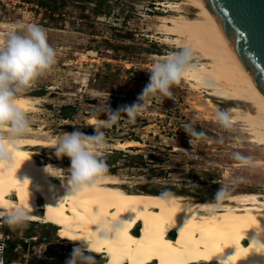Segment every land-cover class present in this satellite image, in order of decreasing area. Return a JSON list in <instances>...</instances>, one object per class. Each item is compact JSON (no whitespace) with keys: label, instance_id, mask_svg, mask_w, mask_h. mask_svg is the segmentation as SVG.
Returning a JSON list of instances; mask_svg holds the SVG:
<instances>
[{"label":"rangeland","instance_id":"1","mask_svg":"<svg viewBox=\"0 0 264 264\" xmlns=\"http://www.w3.org/2000/svg\"><path fill=\"white\" fill-rule=\"evenodd\" d=\"M169 1L175 0H0V32L18 23H36L47 31L49 43L57 50L52 70L23 94L38 102L25 112L29 128L46 139L75 128L92 135L90 117L106 118L101 115L105 94L109 93L106 104L113 111L137 102L149 81L148 70L160 59L156 55L176 49L161 41L164 34L158 29L160 16L176 14ZM182 8L189 17L197 11L192 6ZM4 33H0L1 43ZM232 104L249 108L243 102L199 93L183 80L172 88L171 98L152 99L134 123L122 117L105 129L107 148L101 155L107 171L116 174L129 191L169 192L187 200L211 201L221 185L228 188L229 196L264 192V147L249 141L239 122L225 130L214 118L218 110L229 112ZM188 123L206 134L193 149L183 129ZM129 140L142 145L117 147ZM37 150L53 156V163L67 173L70 161L58 159L54 146ZM184 150H192L191 155ZM234 152L250 156L254 167H239L232 159ZM116 154L120 157L109 165ZM0 230L12 234L7 264L26 259L34 264H63L75 243L61 238L52 223L31 221L23 230L13 231L6 225ZM31 236L37 240L26 247L22 241ZM95 255L97 264H105L104 255Z\"/></svg>","mask_w":264,"mask_h":264},{"label":"bare ground","instance_id":"2","mask_svg":"<svg viewBox=\"0 0 264 264\" xmlns=\"http://www.w3.org/2000/svg\"><path fill=\"white\" fill-rule=\"evenodd\" d=\"M168 4L176 14L160 16L158 29L164 34L161 41L175 48L181 43L191 45L194 63L202 70L183 80L199 93L230 103H246L248 109L229 106L232 124L239 122L249 141L264 147V93L205 0H175ZM182 6L196 8L195 16L185 15ZM18 102L24 112L35 109L38 103L25 95ZM209 102L214 106L212 98ZM96 119L90 117V122L94 124ZM28 134L14 154L15 166L6 169L0 165V207L28 205L33 209L32 221L54 224L63 239L87 237L97 213L110 221L124 220L126 227L120 239L95 249L97 254L105 253V264H217L216 259L208 261L210 253L226 248L224 253L232 254L231 246H235L237 258L247 256L251 252L250 240L257 237L252 227L264 228V192L231 195L227 203L210 214L206 207L210 201L171 194L170 202L165 204L160 193L129 191L116 174L106 173L93 191L60 201L65 195L62 181L46 174L44 167L49 165V170L62 179L67 173L53 163V156L37 150L54 146L55 138L46 139L31 128ZM139 145L140 141L129 140L119 142L117 147L125 150ZM260 238L264 241V235ZM238 264H264V255L252 252Z\"/></svg>","mask_w":264,"mask_h":264},{"label":"clouds","instance_id":"3","mask_svg":"<svg viewBox=\"0 0 264 264\" xmlns=\"http://www.w3.org/2000/svg\"><path fill=\"white\" fill-rule=\"evenodd\" d=\"M195 51L186 43H181L174 51L155 60L150 69L149 81L137 96V102L125 105L113 111L106 102L109 93L104 95L101 115L105 119L97 118L92 125L94 132L87 135L75 128L72 132H62L53 141L55 156L60 159L67 157L70 166L67 176L61 178L56 172L44 167V172L51 177L62 181L65 195L60 200L75 199L86 191H93L98 181L106 174L108 167L102 158L107 148L105 129H110L121 118L128 123H134L139 114L143 113L152 99L171 98L172 88L179 85L190 73L200 74L201 68L194 63ZM57 62V50L49 43L47 31L36 23H18L13 29L4 33L3 43L0 44V165L6 169L15 166L14 154L19 151L21 139L28 133L30 120L19 106V98L41 77L52 70ZM202 84L207 81L201 80ZM216 122L225 130L231 128L233 117L228 111L218 110L215 113ZM184 132L189 136L191 149L193 145L206 137L202 130H197L191 123L183 126ZM191 155V151L184 150ZM232 159L241 168L254 167L250 156L234 152ZM54 168V167H53ZM230 192L224 185L214 193L212 200L206 206L209 213L215 212L229 197ZM160 200L167 204L171 193L162 192ZM59 201V202H60ZM33 209L26 204L0 207V225H6L10 230L17 231L27 228L33 220ZM126 222L122 219L110 221L106 217L96 214L93 229L87 237L73 235L69 241L74 246L63 264H97L95 249L107 243L117 242L125 231ZM255 228L257 237L250 240L251 252L264 255V228L260 225ZM244 238V237H243ZM232 254H225L224 248L220 252L210 253L217 264H238L246 258H237L235 246ZM257 249H261L257 252ZM2 264V261H0Z\"/></svg>","mask_w":264,"mask_h":264},{"label":"water","instance_id":"4","mask_svg":"<svg viewBox=\"0 0 264 264\" xmlns=\"http://www.w3.org/2000/svg\"><path fill=\"white\" fill-rule=\"evenodd\" d=\"M205 2L240 56L247 72L264 93V0ZM115 157H120V154L111 156L109 165L114 162ZM46 255L51 257L48 253Z\"/></svg>","mask_w":264,"mask_h":264},{"label":"built area","instance_id":"5","mask_svg":"<svg viewBox=\"0 0 264 264\" xmlns=\"http://www.w3.org/2000/svg\"><path fill=\"white\" fill-rule=\"evenodd\" d=\"M2 225H0V228ZM12 238V234L9 231L0 230V261H2V264H7V252L10 247V241ZM37 237L31 236L23 239V243H25L26 247H29L33 242H36ZM10 264H29V259H26L24 262H17L12 261Z\"/></svg>","mask_w":264,"mask_h":264},{"label":"trees","instance_id":"6","mask_svg":"<svg viewBox=\"0 0 264 264\" xmlns=\"http://www.w3.org/2000/svg\"><path fill=\"white\" fill-rule=\"evenodd\" d=\"M46 1V0H45ZM106 173H112V171H107ZM113 174V173H112ZM134 192V191H133ZM143 192V191H142ZM146 193V192H145ZM147 193H152V192H147ZM153 193H160V192H157V191H155V192H153ZM9 262V259H8V257H7V260H6V263H8ZM29 264H34L32 261L30 262L29 261ZM37 264H48V263H45V262H40V263H37Z\"/></svg>","mask_w":264,"mask_h":264},{"label":"snow or ice","instance_id":"7","mask_svg":"<svg viewBox=\"0 0 264 264\" xmlns=\"http://www.w3.org/2000/svg\"><path fill=\"white\" fill-rule=\"evenodd\" d=\"M33 219H34V217H33ZM105 243H107V241H105ZM98 248H99V247H97V250H98Z\"/></svg>","mask_w":264,"mask_h":264}]
</instances>
